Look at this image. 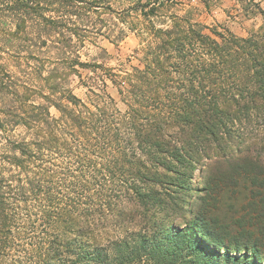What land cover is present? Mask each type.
I'll return each instance as SVG.
<instances>
[{"label":"trees","instance_id":"obj_1","mask_svg":"<svg viewBox=\"0 0 264 264\" xmlns=\"http://www.w3.org/2000/svg\"><path fill=\"white\" fill-rule=\"evenodd\" d=\"M174 3L0 0V264H264L250 226L181 197L193 168H242L264 132V21L239 36ZM129 32L128 63L82 58Z\"/></svg>","mask_w":264,"mask_h":264},{"label":"rangeland","instance_id":"obj_2","mask_svg":"<svg viewBox=\"0 0 264 264\" xmlns=\"http://www.w3.org/2000/svg\"><path fill=\"white\" fill-rule=\"evenodd\" d=\"M248 0H175L170 10L185 13L187 10L196 20L207 26L226 27L239 36H246L251 30L256 29L264 21V13L255 12L249 14L246 10ZM264 12V0H254ZM115 20V19H113ZM138 38L129 32L121 41L110 42L103 37H97L93 42H86L83 48V59L107 66L118 67L133 54L137 47ZM130 63L137 65L138 61L130 59ZM128 63V62H127ZM126 64V63H125ZM83 76L90 74L87 69L81 70ZM73 91L80 97H85L86 89L80 84L77 77L72 81ZM107 91L117 98V91L111 84ZM121 106V105H120ZM250 142L249 153L242 168L222 166V168H210L213 161H208L204 168H193L189 189L181 193L184 205L193 212L198 210V205L204 202L202 209L207 216L217 217L219 221L229 228L235 235L241 224L250 226L255 239L264 249V132L261 127L254 125V131L247 138ZM215 159V158H214ZM248 159V160H247ZM247 164V168H245ZM253 164V165H252ZM260 168H250V166ZM249 167V168H248ZM212 180L217 195H211L207 200L204 195V187L207 179ZM204 198V200H203ZM203 203V204H204ZM191 217L187 211L178 212L174 219L182 223L183 219ZM242 228V227H241ZM224 230L222 226L220 228ZM218 229L219 231H221ZM228 230V231H229Z\"/></svg>","mask_w":264,"mask_h":264}]
</instances>
